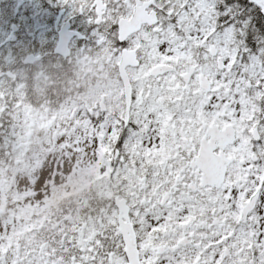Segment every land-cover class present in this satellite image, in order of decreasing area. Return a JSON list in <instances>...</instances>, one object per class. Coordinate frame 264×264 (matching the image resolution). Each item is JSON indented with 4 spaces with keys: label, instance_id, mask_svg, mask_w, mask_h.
Segmentation results:
<instances>
[{
    "label": "snow or ice",
    "instance_id": "snow-or-ice-1",
    "mask_svg": "<svg viewBox=\"0 0 264 264\" xmlns=\"http://www.w3.org/2000/svg\"><path fill=\"white\" fill-rule=\"evenodd\" d=\"M64 3L102 75L0 72V264H264V0Z\"/></svg>",
    "mask_w": 264,
    "mask_h": 264
},
{
    "label": "flooded vegetation",
    "instance_id": "flooded-vegetation-1",
    "mask_svg": "<svg viewBox=\"0 0 264 264\" xmlns=\"http://www.w3.org/2000/svg\"><path fill=\"white\" fill-rule=\"evenodd\" d=\"M42 21L46 44L40 36ZM67 28L79 34L72 39L74 50H86L85 35L89 42L95 41L86 14L73 11L64 0H0V72L13 71L21 77L31 73L35 87L39 77L54 68L56 41ZM38 56H42L40 62L33 59Z\"/></svg>",
    "mask_w": 264,
    "mask_h": 264
},
{
    "label": "rangeland",
    "instance_id": "rangeland-1",
    "mask_svg": "<svg viewBox=\"0 0 264 264\" xmlns=\"http://www.w3.org/2000/svg\"><path fill=\"white\" fill-rule=\"evenodd\" d=\"M81 76L85 79V81L83 80V86L87 88V90L91 87H93L95 85V83L97 82V78L98 76L102 75L101 73L98 72V70H95L91 73H88L87 75L84 72V69H81ZM96 74H98V76H95ZM100 74V75H99ZM94 79V81L92 80ZM91 84H88V82ZM31 172V168L30 167H22V168H16L13 172H12V176L9 178V183L12 186L13 191H15V177L17 175H29V173ZM7 187V185H6Z\"/></svg>",
    "mask_w": 264,
    "mask_h": 264
},
{
    "label": "clouds",
    "instance_id": "clouds-1",
    "mask_svg": "<svg viewBox=\"0 0 264 264\" xmlns=\"http://www.w3.org/2000/svg\"><path fill=\"white\" fill-rule=\"evenodd\" d=\"M38 175V174H37Z\"/></svg>",
    "mask_w": 264,
    "mask_h": 264
}]
</instances>
